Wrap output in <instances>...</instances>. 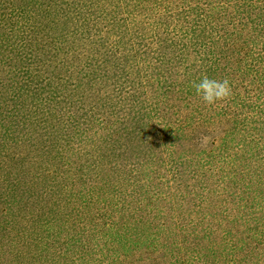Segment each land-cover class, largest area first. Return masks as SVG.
<instances>
[{"label":"trees","instance_id":"obj_1","mask_svg":"<svg viewBox=\"0 0 264 264\" xmlns=\"http://www.w3.org/2000/svg\"><path fill=\"white\" fill-rule=\"evenodd\" d=\"M0 264H264V0H0Z\"/></svg>","mask_w":264,"mask_h":264},{"label":"clouds","instance_id":"obj_2","mask_svg":"<svg viewBox=\"0 0 264 264\" xmlns=\"http://www.w3.org/2000/svg\"><path fill=\"white\" fill-rule=\"evenodd\" d=\"M191 87L196 95L207 106H214L229 101L233 96V88L230 80L210 78L203 74L199 80H193Z\"/></svg>","mask_w":264,"mask_h":264}]
</instances>
